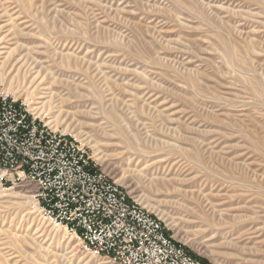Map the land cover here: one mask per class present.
<instances>
[{
	"label": "rangeland",
	"instance_id": "rangeland-1",
	"mask_svg": "<svg viewBox=\"0 0 264 264\" xmlns=\"http://www.w3.org/2000/svg\"><path fill=\"white\" fill-rule=\"evenodd\" d=\"M0 89L191 254L264 264V0H0ZM35 191L0 180V264H113Z\"/></svg>",
	"mask_w": 264,
	"mask_h": 264
},
{
	"label": "built area",
	"instance_id": "built-area-1",
	"mask_svg": "<svg viewBox=\"0 0 264 264\" xmlns=\"http://www.w3.org/2000/svg\"><path fill=\"white\" fill-rule=\"evenodd\" d=\"M0 180L26 181L42 216L113 264H211L96 167L76 136L54 130L0 89Z\"/></svg>",
	"mask_w": 264,
	"mask_h": 264
},
{
	"label": "bare ground",
	"instance_id": "bare-ground-1",
	"mask_svg": "<svg viewBox=\"0 0 264 264\" xmlns=\"http://www.w3.org/2000/svg\"><path fill=\"white\" fill-rule=\"evenodd\" d=\"M32 54H34V52H32V51H28V53H27V55H29L30 57H29V59H31L33 62L35 61V62H38V58L37 57H35V56H32ZM41 63V62H40ZM36 66H38L42 71H44L45 72V70H47L49 67L48 66H42L41 67V64H39V63H36ZM50 70H51V68H49ZM52 72V71H51ZM73 79V78H72ZM70 80V79H69ZM69 83V82H68ZM70 87H71V89H72V87H73V89H76V85L74 84V83H71L70 84ZM69 89V88H68ZM53 227H55V226H53ZM56 229H63V228H59V227H55ZM92 254H94V253H92ZM96 255V254H95ZM91 256V255H90ZM98 256V255H97ZM89 258V257H88ZM94 260V259H93ZM95 261V260H94ZM95 263V262H94Z\"/></svg>",
	"mask_w": 264,
	"mask_h": 264
},
{
	"label": "trees",
	"instance_id": "trees-1",
	"mask_svg": "<svg viewBox=\"0 0 264 264\" xmlns=\"http://www.w3.org/2000/svg\"><path fill=\"white\" fill-rule=\"evenodd\" d=\"M203 261V260H202ZM203 262H206V261H203Z\"/></svg>",
	"mask_w": 264,
	"mask_h": 264
}]
</instances>
